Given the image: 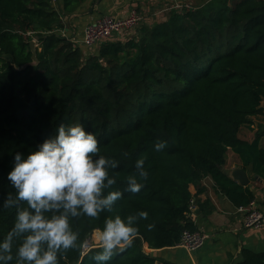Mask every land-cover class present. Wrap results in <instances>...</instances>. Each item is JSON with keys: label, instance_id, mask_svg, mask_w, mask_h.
Segmentation results:
<instances>
[{"label": "trees", "instance_id": "obj_1", "mask_svg": "<svg viewBox=\"0 0 264 264\" xmlns=\"http://www.w3.org/2000/svg\"><path fill=\"white\" fill-rule=\"evenodd\" d=\"M85 0H0V199L13 192L7 172L16 151L27 153L60 123H83L101 154L119 161L117 184L144 157L149 175L138 192L125 191L112 213L74 218L80 241L106 215L146 210L133 244L108 264H156L149 248L176 245L183 229L197 230L190 210H213L196 200L210 176L235 206L254 198L222 171L230 147L264 178V147L238 131L264 99V0H206L140 26L137 36L105 39L85 54L62 34V18ZM34 39L36 62L29 41ZM166 140L156 151L153 144ZM126 153V154H125ZM195 186V193L190 190ZM14 209H0V235ZM154 223L151 230L146 224ZM69 249L60 264H95L96 243ZM158 264H175L160 259ZM235 264H264V251L243 248Z\"/></svg>", "mask_w": 264, "mask_h": 264}, {"label": "clouds", "instance_id": "obj_2", "mask_svg": "<svg viewBox=\"0 0 264 264\" xmlns=\"http://www.w3.org/2000/svg\"><path fill=\"white\" fill-rule=\"evenodd\" d=\"M166 140L153 144L156 151L166 147ZM126 154V153H125ZM145 158L135 160L134 171L124 177L125 188H114L119 161L101 154L94 132L83 123L57 125L55 133L38 146L13 154L7 180L13 192L0 199V209H14L11 227L0 235V264H60L69 249H78L79 231L74 218H98L112 213L125 191L138 192L149 173ZM146 210L125 216L106 215L103 226L95 229L96 247L91 259L108 264L118 252L130 247ZM154 223L146 224L151 230Z\"/></svg>", "mask_w": 264, "mask_h": 264}, {"label": "crops", "instance_id": "obj_3", "mask_svg": "<svg viewBox=\"0 0 264 264\" xmlns=\"http://www.w3.org/2000/svg\"><path fill=\"white\" fill-rule=\"evenodd\" d=\"M206 0H85L73 12L62 18L63 28L60 32L71 38L83 52L97 46L87 48L81 38L85 25L104 15L125 16L132 9L143 17L141 25H151L166 20L170 12L180 10L184 6H196ZM53 5L62 6V0H54ZM138 26V27H140ZM136 28L130 36H137ZM129 37H124L129 38ZM114 39H117L113 37ZM112 38V39H113ZM238 136L244 141L257 139L258 145L264 147V99L260 101L259 111L243 124ZM242 167L249 177V188L254 193V204L264 214V178L255 175L252 165H243L238 153L230 147L226 151V161L222 169L231 170ZM204 189L194 194L196 200L209 199L213 210L208 214H195L198 228L207 233V239L198 249L188 252L184 248L172 247L149 248L147 252L157 258L171 261L175 264H235L241 259L243 248L252 251H264V222L258 228L243 226V213L237 209L231 200L221 193L214 185L213 179L206 176L201 181ZM195 193V186L190 185ZM197 206V205H195Z\"/></svg>", "mask_w": 264, "mask_h": 264}, {"label": "built area", "instance_id": "obj_4", "mask_svg": "<svg viewBox=\"0 0 264 264\" xmlns=\"http://www.w3.org/2000/svg\"><path fill=\"white\" fill-rule=\"evenodd\" d=\"M142 19V15L135 9L130 10L128 14L121 17L115 15L101 16L85 25L81 41L84 46L90 48L97 46L105 39L113 37L123 40L124 37L141 25ZM195 205L196 204L193 201L190 204V210L194 219ZM237 209L243 213L242 221L244 227L258 228L262 226L264 222V214L255 206L253 200L247 205L237 206ZM207 236V233L199 228L193 231L183 229L176 245L184 248L188 252H192L204 244ZM89 238L91 239V242H88ZM93 241L91 235L84 240L82 244V253L92 245Z\"/></svg>", "mask_w": 264, "mask_h": 264}, {"label": "water", "instance_id": "obj_5", "mask_svg": "<svg viewBox=\"0 0 264 264\" xmlns=\"http://www.w3.org/2000/svg\"><path fill=\"white\" fill-rule=\"evenodd\" d=\"M29 44L32 51L33 61L36 62L37 59L35 56V44H36L35 40L34 39L30 40ZM222 171L241 185H247L249 183V177L247 175V172L242 167H235L231 170L222 169ZM194 213L195 214L199 213L198 206H195Z\"/></svg>", "mask_w": 264, "mask_h": 264}, {"label": "rangeland", "instance_id": "obj_6", "mask_svg": "<svg viewBox=\"0 0 264 264\" xmlns=\"http://www.w3.org/2000/svg\"><path fill=\"white\" fill-rule=\"evenodd\" d=\"M54 1V0H52ZM148 25V24H147ZM138 28V27H137ZM140 28V27H139ZM139 28L136 30V33L138 32ZM131 35V34H130ZM129 34L126 36V37H129L130 36ZM36 43V42H35ZM93 50V48L91 49H88V50H84L85 51V54H87L88 52H91ZM94 233V231H93ZM93 233H91V236H93ZM92 239L94 240L92 243H97L96 240L94 239V237H92ZM88 242H91V239L89 238V241Z\"/></svg>", "mask_w": 264, "mask_h": 264}]
</instances>
